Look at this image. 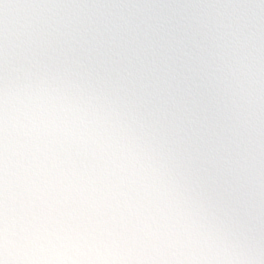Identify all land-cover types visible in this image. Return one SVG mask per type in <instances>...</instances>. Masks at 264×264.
<instances>
[{"label": "clouds", "instance_id": "clouds-1", "mask_svg": "<svg viewBox=\"0 0 264 264\" xmlns=\"http://www.w3.org/2000/svg\"><path fill=\"white\" fill-rule=\"evenodd\" d=\"M0 264H264V0H0Z\"/></svg>", "mask_w": 264, "mask_h": 264}]
</instances>
